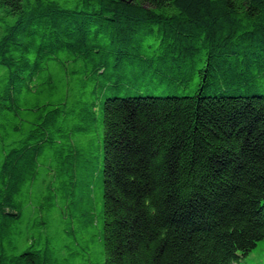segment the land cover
<instances>
[{
  "label": "trees",
  "instance_id": "16d2710c",
  "mask_svg": "<svg viewBox=\"0 0 264 264\" xmlns=\"http://www.w3.org/2000/svg\"><path fill=\"white\" fill-rule=\"evenodd\" d=\"M264 0H0V264H264Z\"/></svg>",
  "mask_w": 264,
  "mask_h": 264
},
{
  "label": "rangeland",
  "instance_id": "374dc122",
  "mask_svg": "<svg viewBox=\"0 0 264 264\" xmlns=\"http://www.w3.org/2000/svg\"><path fill=\"white\" fill-rule=\"evenodd\" d=\"M263 255H264V241L259 244L257 249H255L254 253L251 255L252 257H251L250 261L254 262V261L258 260L257 259L258 256L261 257Z\"/></svg>",
  "mask_w": 264,
  "mask_h": 264
}]
</instances>
